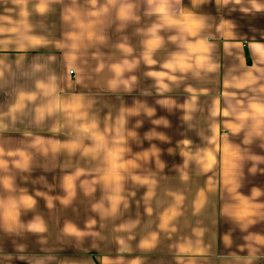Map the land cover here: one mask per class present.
Masks as SVG:
<instances>
[{
  "label": "crops",
  "instance_id": "0c3cea01",
  "mask_svg": "<svg viewBox=\"0 0 264 264\" xmlns=\"http://www.w3.org/2000/svg\"><path fill=\"white\" fill-rule=\"evenodd\" d=\"M0 264H264V0H0Z\"/></svg>",
  "mask_w": 264,
  "mask_h": 264
},
{
  "label": "clouds",
  "instance_id": "9594fccd",
  "mask_svg": "<svg viewBox=\"0 0 264 264\" xmlns=\"http://www.w3.org/2000/svg\"><path fill=\"white\" fill-rule=\"evenodd\" d=\"M36 230H42V229H40V228H37Z\"/></svg>",
  "mask_w": 264,
  "mask_h": 264
}]
</instances>
